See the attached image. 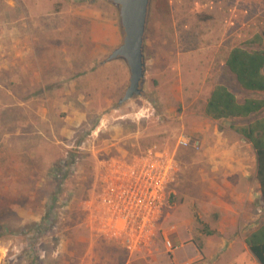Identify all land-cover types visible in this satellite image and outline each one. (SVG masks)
I'll use <instances>...</instances> for the list:
<instances>
[{
  "label": "rangeland",
  "instance_id": "obj_1",
  "mask_svg": "<svg viewBox=\"0 0 264 264\" xmlns=\"http://www.w3.org/2000/svg\"><path fill=\"white\" fill-rule=\"evenodd\" d=\"M19 1L43 6L47 50L65 53L30 58L28 13L20 11L15 30L16 13L0 15V264H124L128 255L107 245L95 220L105 163L151 150L173 159L176 178L154 242L134 263L260 264L245 243L264 222L257 154L232 126L264 110L216 120L204 108L217 84L241 101L264 98L225 64L231 45L264 32V0L247 14L250 0H152L145 91L121 106L130 69L106 61L123 42L117 8L108 0ZM113 22L117 43L92 58ZM182 135L201 139V150L182 147ZM166 237L178 248L170 251Z\"/></svg>",
  "mask_w": 264,
  "mask_h": 264
},
{
  "label": "built area",
  "instance_id": "obj_2",
  "mask_svg": "<svg viewBox=\"0 0 264 264\" xmlns=\"http://www.w3.org/2000/svg\"><path fill=\"white\" fill-rule=\"evenodd\" d=\"M179 144L201 150L199 138L182 135ZM175 162L164 152L154 150L136 158L112 157L105 163L100 202V231L117 241L130 254L150 249L159 229L169 186L175 181ZM170 251L178 245L166 237Z\"/></svg>",
  "mask_w": 264,
  "mask_h": 264
},
{
  "label": "trees",
  "instance_id": "obj_3",
  "mask_svg": "<svg viewBox=\"0 0 264 264\" xmlns=\"http://www.w3.org/2000/svg\"><path fill=\"white\" fill-rule=\"evenodd\" d=\"M245 10L249 13L255 6H260L262 0H250ZM253 5V6H252ZM240 26H243L240 25ZM239 26V27H240ZM244 27V26H243ZM234 31L236 27L232 25ZM264 32L255 33L242 43L229 47L225 64L235 74L239 84L253 91H264ZM255 46V47H253ZM264 110V98L247 97L239 100L237 95L226 85L214 86L204 108L206 116L213 119L250 118ZM248 143L252 144L257 154V179L260 184L261 196L264 201V115L250 120L246 125L232 126ZM245 243L250 252L260 264H264V222L252 230ZM200 252L202 247L196 243Z\"/></svg>",
  "mask_w": 264,
  "mask_h": 264
},
{
  "label": "water",
  "instance_id": "obj_4",
  "mask_svg": "<svg viewBox=\"0 0 264 264\" xmlns=\"http://www.w3.org/2000/svg\"><path fill=\"white\" fill-rule=\"evenodd\" d=\"M118 10L123 42L106 61L124 60L130 69V82L119 106L142 96L146 83L145 35L152 0H108Z\"/></svg>",
  "mask_w": 264,
  "mask_h": 264
},
{
  "label": "crops",
  "instance_id": "obj_5",
  "mask_svg": "<svg viewBox=\"0 0 264 264\" xmlns=\"http://www.w3.org/2000/svg\"><path fill=\"white\" fill-rule=\"evenodd\" d=\"M110 2V1H109ZM42 5L37 6L36 4L34 6H30V5H25L22 4L19 0L18 1H14V3L10 4H5L0 2V15H5V13H9V12H13L16 13V18L13 20V25L12 27H14V30L16 28H20L21 23L24 21H21V17H20V11L22 12H27L28 14V18L31 21V23H29L30 25V29L31 30V34L32 37L30 39V43H29V55L30 58L35 59V60H53V59H63V55L65 53V51H63L61 49V45L59 46V49L57 50H50L48 51L47 48L50 45V40L49 37H47L46 33L49 31L50 32V27L52 28V26L49 25V21L45 20L43 18V16H45L47 13V11L45 9H42ZM42 16V17H41ZM68 22V21H67ZM64 26H61V28H63ZM104 27L107 28V30H105L106 36L104 38L103 41H100L99 39L96 41L97 43V48H96V55H92V58L94 59H98L101 57V55L99 54V52H107V47L109 48L112 45H115L117 43V39H116V27L114 22L113 23H108V24H104ZM37 29L39 30H43L44 34L41 35L44 36L43 38H41L39 35L40 32L37 31ZM111 29L113 30V36L111 37ZM33 34H34V39H33ZM108 34V35H107ZM92 36H95L94 33H92ZM83 43V42H82ZM42 45V47L44 48L42 50V48H40ZM116 49V48H115ZM37 74V73H36ZM42 86V85H41ZM43 88H46L45 84L42 86ZM37 88L35 87V90ZM39 90H41V87H39ZM5 150L1 151V153H3ZM20 153H22V149L19 151ZM104 241H107V245L109 244V246L111 247V249H118L121 251V249L123 250L124 253H126L128 255V257L125 260H122V262L124 264H135L134 262H137L139 260V257H137L136 261H134L135 259H131L132 254L128 253L126 251V249L124 248V246L122 244H120L117 241H111L106 239L105 237H103ZM110 243H109V242ZM142 257V256H141ZM112 258V257H111ZM111 258H100V261H102V263L106 262L107 260H111ZM140 261H138L137 263H139ZM121 261H119L118 263L115 264H120ZM107 264H114V262L112 263H107ZM141 264H144L141 261Z\"/></svg>",
  "mask_w": 264,
  "mask_h": 264
}]
</instances>
